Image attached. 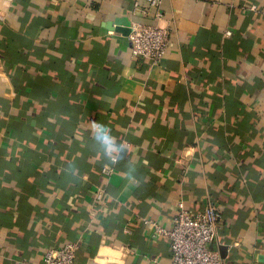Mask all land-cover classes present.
Returning a JSON list of instances; mask_svg holds the SVG:
<instances>
[{
	"label": "crops",
	"instance_id": "0c3cea01",
	"mask_svg": "<svg viewBox=\"0 0 264 264\" xmlns=\"http://www.w3.org/2000/svg\"><path fill=\"white\" fill-rule=\"evenodd\" d=\"M128 22L169 27L161 63ZM180 202L216 206L229 264H264V0H0V264H169L151 223Z\"/></svg>",
	"mask_w": 264,
	"mask_h": 264
},
{
	"label": "built area",
	"instance_id": "2783aa9c",
	"mask_svg": "<svg viewBox=\"0 0 264 264\" xmlns=\"http://www.w3.org/2000/svg\"><path fill=\"white\" fill-rule=\"evenodd\" d=\"M149 7L158 9L163 0H145ZM138 6V3H135ZM255 9V8H253ZM157 18L162 20L158 10ZM169 27L135 24L129 35L131 54L134 58H144L153 63H161L168 51ZM227 32V35H230ZM103 173L110 176L113 167H105ZM106 192L101 188L96 193V201H102ZM221 215L215 205H208L204 211L193 214L183 202L178 203L171 229H165L151 223L155 233L170 241L171 261L169 264H229L209 245L214 241L219 229ZM149 223V222H147ZM77 244H68L61 248H50L44 255V264H77Z\"/></svg>",
	"mask_w": 264,
	"mask_h": 264
},
{
	"label": "clouds",
	"instance_id": "9594fccd",
	"mask_svg": "<svg viewBox=\"0 0 264 264\" xmlns=\"http://www.w3.org/2000/svg\"><path fill=\"white\" fill-rule=\"evenodd\" d=\"M91 125L94 127V128H96V129H101L102 127L103 128H107L106 126H102L101 124H99L98 123V121L96 120V119H92V121H91ZM103 141L105 142V143H111V141H112V138L109 136V135H107V134H105L104 135V137H103ZM111 151H119V149H115V148H111L110 149Z\"/></svg>",
	"mask_w": 264,
	"mask_h": 264
},
{
	"label": "water",
	"instance_id": "95a60500",
	"mask_svg": "<svg viewBox=\"0 0 264 264\" xmlns=\"http://www.w3.org/2000/svg\"><path fill=\"white\" fill-rule=\"evenodd\" d=\"M124 26H126L127 28H125L124 29V34H126V35H129L130 33H131V29H130V23L128 22V23H126V24H124Z\"/></svg>",
	"mask_w": 264,
	"mask_h": 264
}]
</instances>
